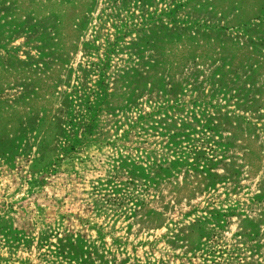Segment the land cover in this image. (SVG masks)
<instances>
[{
  "label": "rangeland",
  "instance_id": "374dc122",
  "mask_svg": "<svg viewBox=\"0 0 264 264\" xmlns=\"http://www.w3.org/2000/svg\"><path fill=\"white\" fill-rule=\"evenodd\" d=\"M0 264H264V0H0Z\"/></svg>",
  "mask_w": 264,
  "mask_h": 264
}]
</instances>
